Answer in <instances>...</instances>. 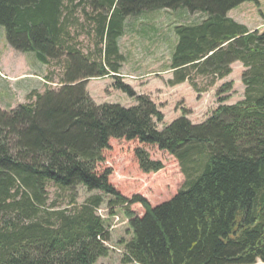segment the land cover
<instances>
[{"label":"trees","instance_id":"16d2710c","mask_svg":"<svg viewBox=\"0 0 264 264\" xmlns=\"http://www.w3.org/2000/svg\"><path fill=\"white\" fill-rule=\"evenodd\" d=\"M253 1L0 0L9 46L34 53L45 66L63 65L58 89L33 91L28 103L0 110V264H96L110 253L107 220L97 213L105 198L110 216L121 208L129 221L130 238L118 243L122 264H264V31L228 17ZM77 9L89 27L82 24L73 36ZM157 10L205 17L174 29L168 85L188 82L202 94L239 62L243 100L225 105L233 88L226 83L205 122L194 125L184 114L158 129L164 115L122 81L126 58L118 43L127 18ZM83 34L93 38L94 51L79 48ZM103 78L136 106L97 105L87 82ZM113 140L141 145L134 157L144 174L160 173L164 164L143 146L173 157L182 188L156 206L141 195H121L109 181L113 166L97 170ZM49 184L70 193L65 207L48 205ZM78 187L101 195L78 204ZM134 204L142 216L131 211Z\"/></svg>","mask_w":264,"mask_h":264},{"label":"rangeland","instance_id":"374dc122","mask_svg":"<svg viewBox=\"0 0 264 264\" xmlns=\"http://www.w3.org/2000/svg\"><path fill=\"white\" fill-rule=\"evenodd\" d=\"M73 17L78 19V26L71 29L75 36L82 24L86 28L89 26L81 9H77ZM228 17L251 31L263 32L264 0L245 2L231 10ZM204 19L203 14L185 10H157L129 17L125 21V34L118 41L120 52L126 58L121 68L122 81L138 96H148L158 107L164 115V121L158 124L159 130L184 114L194 125L205 122L218 108L216 94L226 83H233V88L225 105H234L244 98L242 74L245 68L239 62L232 65L230 76L218 81L202 94H197L188 82L174 87L168 85L173 74L167 69L177 43L174 29L180 25L198 24ZM77 42L85 53L95 49L93 38L86 34L79 36ZM62 75L63 65L60 63L45 66L37 60L34 53H20L11 48L6 39L5 28L0 27V110L10 111L28 103V95L33 91L42 94L47 88L58 89ZM47 76L52 80L48 81ZM113 84L112 78L91 79L87 82V92L97 105H118L127 109L136 106L135 99L114 89ZM198 84L202 88L206 87L208 80L199 79ZM139 146L141 145L137 141H111L110 149L104 153L105 160L98 165L97 170L102 172L112 165L109 181L121 195L128 199L141 195L156 206L170 199L182 188L184 176L177 161L155 146L143 147L153 160L162 161L164 170L157 174L142 173L134 157V150ZM46 191L48 205L58 203V207L66 206L69 192L52 184L48 185ZM76 192L78 204L84 203L92 195H101L98 191L88 192L84 187H78ZM108 200L105 198V204L97 213L107 220L111 235V241L107 243L110 253L96 264H122L124 250L118 243L130 238L129 221L121 208H114L115 215L110 216ZM130 209L136 216L144 213L138 204L132 205Z\"/></svg>","mask_w":264,"mask_h":264}]
</instances>
